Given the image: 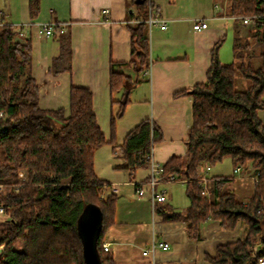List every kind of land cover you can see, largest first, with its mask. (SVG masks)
<instances>
[{
  "label": "trees",
  "instance_id": "obj_1",
  "mask_svg": "<svg viewBox=\"0 0 264 264\" xmlns=\"http://www.w3.org/2000/svg\"><path fill=\"white\" fill-rule=\"evenodd\" d=\"M131 58L134 73L115 69L111 62L110 92L120 93L111 124L122 117L131 101V91L145 78L151 66L150 31L146 19L153 0H130ZM41 0H29V13L36 18ZM1 11V10H0ZM230 13L254 17L246 27L238 25L234 37V60L221 61L219 40L211 49L206 80L175 95H191V123L184 155H172L163 165L162 177L188 179L189 205L184 211L169 204L158 207L164 220H183L189 238L202 237V224L217 220L226 230L245 227V235L221 243L208 256L214 264H259L264 256V0H230ZM246 30V32H244ZM71 53L69 36L62 34L60 53L52 70H70L65 64ZM240 75L245 87H237ZM93 92L71 85L68 109L43 108L39 87L32 74V44L6 24L0 28V201L10 206V218L0 221V264H87L78 222L87 206L96 205L103 215L97 248L101 264H116L104 249V237L115 223L117 195L105 191L109 185L95 172L94 153L108 142L96 117ZM163 140L160 126L143 118L118 145L125 168L134 174L148 166L147 156ZM115 140L111 138L110 142ZM229 158L233 168L250 164L253 194L248 202L226 188L232 175H219L209 185V196L201 192L197 170ZM21 170L27 180L20 179ZM255 246L258 252H255Z\"/></svg>",
  "mask_w": 264,
  "mask_h": 264
},
{
  "label": "crops",
  "instance_id": "obj_2",
  "mask_svg": "<svg viewBox=\"0 0 264 264\" xmlns=\"http://www.w3.org/2000/svg\"><path fill=\"white\" fill-rule=\"evenodd\" d=\"M153 9L163 18L167 27L159 24L149 27L151 66L131 91V101L124 115L116 120L112 129L111 116L119 108L120 93L111 95V62L115 69L133 74L128 64L131 58L130 13L134 6L130 0H41L40 13L31 18L29 0H0L4 20L17 31L23 30L22 40L32 44V74L39 87V104L43 108L68 109L71 85L88 87L93 92L97 121L107 143L94 153V168L99 178L114 186L106 187L117 195L115 223L104 237L116 264H214L208 256L216 253L221 243L234 241L245 235L239 223L234 230H226L219 221L208 219L202 224V237H188L183 220H164L158 207L169 204L184 211L189 205L185 189L168 186L167 200L153 205L149 192L140 196L135 181L149 177V166L141 167L130 175L125 168L124 156L118 145L126 134L143 118L156 122L163 133V140L154 144L157 162L164 164L172 155H184L187 134L191 123V95H175L191 89L206 80L211 64V49L222 41L219 56L222 62L234 60V37L238 25L246 27L230 13V0H153ZM108 9V15L103 13ZM203 20L206 28L196 30L193 23ZM57 21L66 24L71 53L65 64L70 70H52L53 58L60 53L63 33L45 36L39 29L46 23ZM231 43V54H229ZM259 117L264 121V108ZM113 138L114 143L110 140ZM205 167L207 164H202ZM209 171V185L219 175H232L226 188L248 202L253 194V168L242 167L240 173L229 174ZM244 168V169H243ZM248 179L253 180L252 191ZM186 186V185H185ZM250 193V194H249ZM166 240L169 250L151 251L153 241ZM144 251H148L144 253Z\"/></svg>",
  "mask_w": 264,
  "mask_h": 264
},
{
  "label": "built area",
  "instance_id": "obj_3",
  "mask_svg": "<svg viewBox=\"0 0 264 264\" xmlns=\"http://www.w3.org/2000/svg\"><path fill=\"white\" fill-rule=\"evenodd\" d=\"M103 13L105 15H108V9H104ZM4 15L3 13L0 11V28H2L4 25L6 24H10L8 23L6 20H4ZM254 17H258V16H247V17H239V20L242 22V24L244 25H249L251 24V22L253 21V19H255ZM146 22L148 23L149 27H151L152 25L155 24H159L162 28H166L167 27V23L166 21L161 18L158 14V11L155 9H150L149 12V16L146 19ZM208 26V23L200 20V21H196L193 23V28L196 30H200L202 28H206ZM66 31V24L65 23H60L57 21H51L48 22L46 24H44L40 29L39 32L41 34H44L45 36H50L53 35L54 33H63ZM18 35L20 37H23L24 32L23 30H19L18 31ZM5 116V113L3 110H0V119L3 118ZM3 133V128H0V136ZM153 148L154 146H152L151 152L148 154L147 156V160H148V166H149V177L144 180V181H135L134 185L136 188V192L142 196L145 194V192H149L150 196H151V201L152 204H158V203H163L166 202L167 200V194H168V189L165 188L164 186L161 187L162 183H170L173 181H180V182H184L186 183L188 181V179L181 177L178 178L176 175H170L168 178H163V172H164V165L157 162L154 158V154H153ZM211 169V166L206 165L205 167H200L197 170V175L199 178V185L201 187V192L202 194H204L205 196H209V171ZM242 170L241 166H237L234 168V173H240ZM254 182L257 181L256 177H253ZM112 187V189L114 190V186L113 185H106L105 187ZM3 186L2 184H0V191L2 190ZM10 218V206L8 204H6L3 201H0V221H4L6 219ZM104 245V249L105 250H109V245L108 244H103ZM157 249H162V250H169L170 249V244L169 242H167L166 240H162V241H158L156 242L155 240L153 241L150 250L151 251H156ZM255 252H258V247L255 246ZM148 251H144V253H147ZM155 264V263H153ZM259 264H264V256L260 257L259 259Z\"/></svg>",
  "mask_w": 264,
  "mask_h": 264
},
{
  "label": "water",
  "instance_id": "obj_4",
  "mask_svg": "<svg viewBox=\"0 0 264 264\" xmlns=\"http://www.w3.org/2000/svg\"><path fill=\"white\" fill-rule=\"evenodd\" d=\"M102 221V212L96 205L87 206L79 218L78 227L87 264H101L97 240L102 228Z\"/></svg>",
  "mask_w": 264,
  "mask_h": 264
},
{
  "label": "rangeland",
  "instance_id": "obj_5",
  "mask_svg": "<svg viewBox=\"0 0 264 264\" xmlns=\"http://www.w3.org/2000/svg\"><path fill=\"white\" fill-rule=\"evenodd\" d=\"M244 32H246V30H244ZM229 54H231V43H230V49H229ZM230 62H231V60H230ZM245 82H246V84H247V81L245 80V79H243L240 75H238L237 76V87L238 88H243V87H245ZM248 165V164H247ZM246 166V165H245ZM252 168V166L250 165V169ZM231 169H233V165H232V163H231V160L229 159V158H226V159H224L223 161H221V162H218V163H216L215 164V168H214V171L216 172H218V173H223V174H229L230 172H231ZM244 169V168H243ZM20 179L22 180V181H25V180H27V173H26V171L25 170H21V174H20ZM174 182V186L178 189V188H180V189H186V183H184V182H180V181H173ZM173 182H170V183H173ZM248 182H249V186L251 187V190H249L250 191V193H251V191H252V183H253V180H251V179H248ZM165 188H167V189H169L168 188V186L167 185H163ZM161 187H162V185H161ZM104 189H105V191H103L104 192V194H106L108 191L106 190V187H104ZM169 191V190H168ZM249 193V194H250ZM3 246H1L0 248H2Z\"/></svg>",
  "mask_w": 264,
  "mask_h": 264
}]
</instances>
